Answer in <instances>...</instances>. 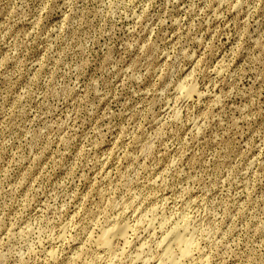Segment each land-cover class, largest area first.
I'll list each match as a JSON object with an SVG mask.
<instances>
[{
    "label": "clouds",
    "instance_id": "clouds-1",
    "mask_svg": "<svg viewBox=\"0 0 264 264\" xmlns=\"http://www.w3.org/2000/svg\"><path fill=\"white\" fill-rule=\"evenodd\" d=\"M0 17V264L102 261L5 211L30 170L70 204L61 224L99 181L77 236L119 179L116 205L168 201L158 218L191 241L173 264H264V0H0Z\"/></svg>",
    "mask_w": 264,
    "mask_h": 264
},
{
    "label": "rangeland",
    "instance_id": "rangeland-1",
    "mask_svg": "<svg viewBox=\"0 0 264 264\" xmlns=\"http://www.w3.org/2000/svg\"><path fill=\"white\" fill-rule=\"evenodd\" d=\"M8 14L9 12L6 11L4 16H7ZM11 15L14 17L15 12L12 11ZM2 18L3 17H0V19ZM85 149L86 146L82 148V154ZM78 164L79 162H77V165L73 167V170L59 186L60 189L63 190L64 197H71V203H75L80 198L81 191L84 187L83 180H80L75 191L66 188V185H69L75 177ZM33 171L34 170H30V172L26 173L18 182L14 196L19 200V206L17 207L15 201H13V203L9 204L8 208L5 209L8 214H11L13 210H15L17 222L27 214V216L32 217V223L38 224L42 231L47 232L48 229L51 228L52 234L67 236V240H65L63 244L65 250H67L69 245L74 250H86L88 247L92 246L93 241L98 244L97 239H99L103 230H107L116 225L115 220L111 219V217L117 214L116 211L113 210V206L115 205L116 210L121 216L119 225L121 224L120 226H123L125 231L123 236L117 237V241H115L117 256H115L116 252L110 256L111 254L103 250L100 246L93 248V251L102 257L101 264H157V260L163 252V243H161L163 241L161 240H163L166 234L169 233L170 229H173V227L166 223L167 221H165V225L163 222H160L161 219L158 218L162 210L166 213L168 201H162V206L153 204L152 201L157 199L156 193L144 197L137 192L135 187H131L129 190L131 192H136V197L132 200H128L126 197V207L124 205H116V201L120 199L121 192L125 188V181L118 179L113 182L110 192L103 196V203L99 204L98 202L97 209L93 210V215L95 217L94 223L89 227L85 238L84 234L77 236V233H80L81 231V226H78V217L88 209L89 201L95 194L96 189L99 186V181H97L96 184H93L87 194L83 196L79 212L74 214L71 221L67 224H61L60 221L63 219L61 213L67 212L70 204L61 197L60 191L54 192L48 200H43L38 197L37 192L43 191L46 187V184L42 182L45 180L47 173H36L35 178H33ZM166 175L167 174H165V176ZM165 183H169V181L165 179ZM37 203H40V209L36 208ZM41 211H43V215H40ZM154 218L157 221L154 220ZM152 220H154V224ZM149 224L153 226L152 229ZM28 226L31 227V225ZM158 226L162 227V229ZM12 227H15V225H12ZM150 231L152 232L151 234ZM106 253L109 255H106ZM110 257L113 258L110 259ZM129 257H131V259H129ZM136 257H138V259Z\"/></svg>",
    "mask_w": 264,
    "mask_h": 264
},
{
    "label": "bare ground",
    "instance_id": "bare-ground-1",
    "mask_svg": "<svg viewBox=\"0 0 264 264\" xmlns=\"http://www.w3.org/2000/svg\"><path fill=\"white\" fill-rule=\"evenodd\" d=\"M151 219V218H150ZM153 219V218H152ZM154 220H156L155 218H154ZM154 220H152V222H153V224H154ZM157 221V220H156ZM111 222V221H110ZM112 222H114V221H112ZM115 222H116V225H114V226H112V227H110L109 229H107V230H103V233H101V236L99 237V239H97L98 240V246H100L101 248H103V250H105L106 252H108L109 254H111L110 256H112L115 252H116V250H115V241H117L116 240V238L117 237H121V236H123V233H124V227L123 226H120L119 225V223H118V225H117V221L115 220ZM160 222H161V220H160ZM149 223V222H148ZM164 224H165V221L163 222ZM163 223H161V224H163ZM166 223H168V222H166ZM146 224H147V222H146ZM151 225H153L152 223H150ZM149 224V226H151ZM125 225V224H124ZM160 225V224H159ZM166 225V224H165ZM108 226H109V223H108ZM148 226V225H147ZM146 226V227H147ZM155 226V225H154ZM161 226V225H160ZM152 227L153 226H151L150 228L152 229ZM159 227V226H158ZM160 229H162V227H159ZM145 229H147V228H145ZM154 229V228H153ZM155 230V229H154ZM178 230H179V228L178 227H173V229L171 230L170 229V231H169V233H167L166 234V238L164 237L163 238V240H161V241H163V242H161V243H163V252L161 253V256L158 258V260H157V264H173V259H174V257H175V254H176V252H175V250H176V248L177 247H182V248H188V247H190V245H191V241L190 240H187L185 237H184V235H182V234H178ZM153 231V230H152ZM155 232V231H154ZM152 232L150 231V234H151ZM173 237H175V239H173ZM125 238V237H124ZM97 243V242H96ZM116 244H117V242H116ZM97 246V247H98ZM118 246V245H117ZM96 247V248H97ZM161 247V246H160ZM162 247H161V249H162ZM118 248V247H117ZM100 249V248H99ZM121 250H122V248H121ZM99 251V250H98ZM162 251V250H161ZM108 253H106V255L108 254ZM118 253H119V251H118ZM108 254V255H109ZM119 255V254H118ZM122 255V254H121ZM115 256H117V252H116V255ZM140 257V256H139ZM113 258V257H112ZM111 257H110V259H112ZM137 259H138V257H136ZM157 258V257H156ZM154 260H155V258H154ZM138 261V260H137ZM145 262V261H144ZM156 262V261H155ZM155 264V263H154ZM181 264H183V262H181Z\"/></svg>",
    "mask_w": 264,
    "mask_h": 264
}]
</instances>
